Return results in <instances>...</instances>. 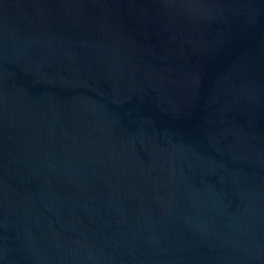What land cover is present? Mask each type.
I'll list each match as a JSON object with an SVG mask.
<instances>
[{
    "label": "water",
    "instance_id": "water-1",
    "mask_svg": "<svg viewBox=\"0 0 264 264\" xmlns=\"http://www.w3.org/2000/svg\"><path fill=\"white\" fill-rule=\"evenodd\" d=\"M0 264H264V0H0Z\"/></svg>",
    "mask_w": 264,
    "mask_h": 264
}]
</instances>
